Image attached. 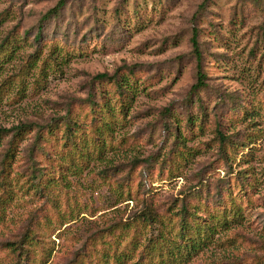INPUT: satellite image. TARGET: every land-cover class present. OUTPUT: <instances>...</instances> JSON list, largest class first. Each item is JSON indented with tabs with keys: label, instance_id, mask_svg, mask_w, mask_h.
Masks as SVG:
<instances>
[{
	"label": "rangeland",
	"instance_id": "1",
	"mask_svg": "<svg viewBox=\"0 0 264 264\" xmlns=\"http://www.w3.org/2000/svg\"><path fill=\"white\" fill-rule=\"evenodd\" d=\"M58 1L0 0V264H264V0Z\"/></svg>",
	"mask_w": 264,
	"mask_h": 264
},
{
	"label": "trees",
	"instance_id": "2",
	"mask_svg": "<svg viewBox=\"0 0 264 264\" xmlns=\"http://www.w3.org/2000/svg\"><path fill=\"white\" fill-rule=\"evenodd\" d=\"M65 1L66 0H59L56 8H54L52 11H50V13H48L49 15L47 17H49L51 14H53V17L57 16L59 9L64 6ZM39 39H40V35L37 34L35 37L36 42L39 41ZM191 44H192V48H193L192 49L193 53H194L196 60H197V83L192 88V91H194V93H196L199 89L207 87L205 85V82H204L206 76L201 71V65H200L201 53L199 51V45H198V41H197L196 30L193 31V36L191 38ZM106 78H107L106 75L99 74V75L94 77V80L103 81ZM115 82L117 84V87H119L121 90L123 89V86L125 87V83H123V82H125V80H121L122 83H119L118 81H115ZM106 113H108V114L110 113L109 108H107ZM29 130H30V128L28 126H24V125H20V126L16 127V129L14 130L15 133L12 135V138L9 141V148H8L7 153H6L7 158L14 159L15 152L18 149V145L23 140L22 136L26 132H28ZM5 132L6 131H4V130L3 131L0 130V140L2 138L1 134H5ZM39 138H40V136L38 137V139ZM218 138H219V141L221 142L222 146H225V145L231 143L229 141V139L224 137L220 132H218ZM188 215H189V212L187 211L186 207L182 206L181 207V213L180 214L177 213V216L181 217V225H180V228L178 230V234L176 235L177 238H179V240L186 241L185 244L183 245V247H182V245L176 246V250L180 251L183 249V251H185L187 255L192 253V251L195 252V250L199 246L198 243L201 244V240H199V237H201L202 234H204L205 236H208L211 232V226L209 225L210 223L201 224L200 222L194 221L193 224H190L188 221H186ZM143 222H145V219ZM189 231L190 232L193 231V236H195L194 238H187ZM188 240L191 243H188ZM164 242H166V241L164 240L163 243ZM151 251H154V249H149V252H151ZM157 251H159V254L157 255V257L162 259V261H160L161 264L162 263L166 264V262H168L169 264H172L174 262V259L172 257H170L172 255L169 254V255H166V257H163L164 254L161 253L160 250H157ZM152 256H154V255H152ZM147 264H153V263L148 262Z\"/></svg>",
	"mask_w": 264,
	"mask_h": 264
}]
</instances>
